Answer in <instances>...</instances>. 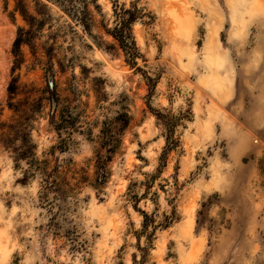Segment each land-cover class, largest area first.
I'll return each instance as SVG.
<instances>
[{
  "label": "rangeland",
  "instance_id": "374dc122",
  "mask_svg": "<svg viewBox=\"0 0 264 264\" xmlns=\"http://www.w3.org/2000/svg\"><path fill=\"white\" fill-rule=\"evenodd\" d=\"M37 1L49 18L13 71L28 26L0 0V134L34 108L35 158L68 201L0 143V264H264V0H86L78 17ZM134 9L132 65L107 32Z\"/></svg>",
  "mask_w": 264,
  "mask_h": 264
},
{
  "label": "trees",
  "instance_id": "16d2710c",
  "mask_svg": "<svg viewBox=\"0 0 264 264\" xmlns=\"http://www.w3.org/2000/svg\"><path fill=\"white\" fill-rule=\"evenodd\" d=\"M48 2H56L61 3L63 5H67L69 10H74V7L77 2H80L83 4L82 9V16L87 15V1L86 0H45ZM36 5L40 7V9L35 10V14H31L28 10L27 5L25 4L24 0H16V6L14 9V12H18L20 16L22 17L23 21L28 26L27 29L19 28L17 36L13 43L12 48V54L14 56V65L12 70L18 69L22 62H23V56L21 53V47L22 45H28L32 51L35 49L34 40L37 36V33H39L44 25L46 24L47 18H49V14L47 13L46 6L43 4H40L38 1L36 2ZM74 15L77 14V11H73ZM118 17V21L116 22V26L114 27L113 31H108V35H110L114 41H116L118 47L125 53L128 60H130L132 65H134V60L139 56L138 50L136 48V44L132 35V24L139 18L140 12L136 9L134 11L129 10H120V13H116ZM78 17V16H77ZM16 81L13 79L8 87V93L10 97L15 96L17 93V85L15 84ZM48 92L50 94L51 99V106L54 108L56 106L55 101V94H54V88H50L48 85ZM40 106L37 104V106ZM10 109H13L14 111L18 112L16 106L10 104ZM36 110L34 108L32 110H26V114H24V118L20 117L21 121H17L13 124H10L9 126H6V132H2L0 134V143H2L6 148H9L12 150V153L15 156V162L23 161L27 164L28 169L26 170L23 180L26 181L29 176L31 175V171L39 168L41 165H45V162H38L35 158V146L32 144L30 139V133L27 132L28 126L26 125V122H29L32 117L31 114L35 113ZM31 114H30V113ZM54 112V109H53ZM116 123H120L122 127H127L129 125V119L126 114H123L116 118ZM5 127L4 125L2 128ZM108 131L104 130L102 132L104 142L102 144H105L106 142L110 141L111 135L107 134ZM110 137V138H109ZM16 141H19V144L16 145ZM175 142L173 140L168 139V148L173 147ZM62 149V148H61ZM115 146L112 145V143L109 144L108 148H106V155H102L100 152L97 153V161H96V177H95V185L103 184L106 180V172H105V166L106 162L110 159V155L114 152ZM41 164V165H40ZM41 170L46 173V177L44 180V189L46 190L47 194H53L55 196L56 201V207L58 208V211L64 212V205L68 201V190L65 188H61L57 185H54L53 182H51V179L55 176L57 173L58 167L55 166L51 171L47 172L46 168H41ZM54 204V203H53ZM53 204H50L52 207ZM144 217V224L143 227L146 229L147 222H148V216L143 214ZM53 220V219H52ZM155 229V226L154 228ZM74 240V239H73Z\"/></svg>",
  "mask_w": 264,
  "mask_h": 264
}]
</instances>
